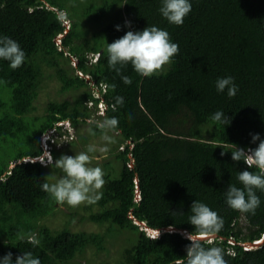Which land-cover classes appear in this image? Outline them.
<instances>
[{
    "label": "trees",
    "instance_id": "1",
    "mask_svg": "<svg viewBox=\"0 0 264 264\" xmlns=\"http://www.w3.org/2000/svg\"><path fill=\"white\" fill-rule=\"evenodd\" d=\"M190 3L191 12L176 26L160 14L162 0H74L72 11L59 0H0V36L17 41L25 52V62L15 70L0 60V258L11 252L15 264L17 256L31 252L41 264H111L80 260L88 248L104 250L106 234L71 229L77 215L70 214L59 229L44 222L58 209L41 189L52 183L47 168H56L61 155L80 153L78 145L75 151L58 150L59 141L50 140L52 163L30 159L43 156L42 133L57 121H70L82 142L89 136L80 124L88 122L94 136L103 134L99 121H88L100 101L88 75L97 85L106 84V117L118 120L110 131L122 136L118 146L134 142L118 152L119 172L103 176L100 199L82 207L83 217L109 225L114 237L125 235L114 264H175L186 257L190 241L185 232L167 230L154 240L135 219L154 229L172 226L191 233L189 216L196 200L223 219L211 242L201 241L204 247L221 248L226 264H264V241L244 246L264 236V192L256 191L261 203L254 215L231 209L225 197L229 184L242 187L239 171L257 170L233 161V149L224 147L254 149L259 141L252 143L250 134L264 140V0ZM148 26L166 30L179 54L157 76L141 77L131 65L117 75L107 63V43ZM45 76L55 77L62 92L78 93L50 101L43 115L33 117ZM121 76L131 77L132 83L126 85ZM228 76L238 87L233 98L227 89L216 90L217 79ZM88 101L95 103L94 110ZM218 110L231 119L229 125L211 119Z\"/></svg>",
    "mask_w": 264,
    "mask_h": 264
},
{
    "label": "clouds",
    "instance_id": "2",
    "mask_svg": "<svg viewBox=\"0 0 264 264\" xmlns=\"http://www.w3.org/2000/svg\"><path fill=\"white\" fill-rule=\"evenodd\" d=\"M49 6L56 9L51 5ZM191 8L190 0H162V6L159 8V12L169 24L181 26L183 25L185 17L191 12ZM65 24L67 27H70L69 20H66ZM125 25L131 27V22L126 21ZM116 28L120 30L119 25ZM106 51L108 66L117 75H121V70L131 65L132 69L139 76L152 77L159 75L166 65L171 64L172 59L179 54V45L171 41L170 35L166 30L158 28L157 26H148L142 31H127L125 35L116 39L114 42L107 43ZM95 57L96 60L98 54H95ZM0 60L9 62V67L15 70L25 62V52L21 49L17 41L8 36H0ZM87 77L90 78L88 75ZM121 79L126 85L132 83V79L129 76H121ZM103 84H98V86H102ZM103 88H106V85ZM225 89H227V96L229 98L235 97L238 87L235 85L233 77L228 76L217 79V92L223 93ZM117 103L122 104L123 98L117 97ZM98 104L97 112L99 110L101 114L99 117L103 116L104 119L97 122L96 126L103 133L102 138L109 140L110 138L107 133L114 131L118 127V120L114 117H106L108 103L104 97L101 98ZM211 119L225 126L231 123V119L220 110L212 114ZM66 121L59 122L60 125H64L60 131L62 135L60 136L59 131L56 134V139L59 141L57 143L59 144L66 141L73 134V125L70 121L67 123ZM250 135L252 136V143L259 141L258 146L254 149L240 148L231 143L224 145V147L233 149L231 150L233 161H243L248 169L255 168L257 170L256 172L249 170L239 171L237 181L242 187L229 184L225 192V197L226 204L231 209L254 215L255 210L261 203L256 191L264 192V140L260 138L258 133ZM46 136L47 138L51 137L49 134ZM50 140L57 141L53 137ZM128 144L131 148L134 146V142L130 139H128ZM216 147L222 146L216 145ZM100 150L107 151L106 148ZM94 151H96L95 147L89 146L86 152H80L74 156L61 155L59 159L55 160L54 164L56 168L61 170L63 176L56 183H43L41 186L42 191L48 193L50 198L57 204H67L73 208L85 203H96L100 199L99 193L105 181L103 179V170L100 167L89 166L92 161L89 153ZM224 154V152H221V155ZM40 161L44 163V160ZM49 163H52L51 159H49ZM136 194L139 196V190H137ZM191 213L189 223L194 227V231L184 233L190 241V244L186 246V257L178 258L175 264H226L221 248H206L201 242L205 238L211 242L212 238L221 231L223 219L209 206L197 200L191 205ZM142 228L146 230L145 227ZM146 231L154 240L158 239L160 234L164 232H160L159 230L152 232L148 229ZM259 241L263 242L264 236ZM33 242L35 243V241ZM0 264H13L12 253L9 252L0 258ZM15 264H41V262L31 252H24L22 255L16 257Z\"/></svg>",
    "mask_w": 264,
    "mask_h": 264
},
{
    "label": "rangeland",
    "instance_id": "3",
    "mask_svg": "<svg viewBox=\"0 0 264 264\" xmlns=\"http://www.w3.org/2000/svg\"><path fill=\"white\" fill-rule=\"evenodd\" d=\"M64 2L65 7L68 8L70 11L73 9L74 0H59ZM65 12V11H64ZM65 13H61V15H64ZM68 16V15H67ZM70 19V18H69ZM69 28V27H67ZM57 41H60V38H58ZM92 56V55H91ZM94 57V58H93ZM92 57V61L95 60V56ZM73 62L74 65H76L77 59L75 56H73ZM90 81V88L93 92V94L100 98L104 97V94L106 93V88H103L106 84H103L102 86H98L94 81H91V78H88ZM78 91H68V92H62L61 91V85L60 82L55 78H47L45 76L43 83L41 85V88L39 90V95L37 99L35 100V110L30 114V116L36 117L41 116L46 112L47 104L52 101H63L64 99H71L73 94H77ZM88 109L94 110L95 103L87 102ZM99 107V104H98ZM100 109V108H99ZM100 111L98 112L95 110L94 114L91 116V118L88 121H102L104 117H99ZM60 121L56 122L57 127H64V125L59 124ZM68 120L66 121V123ZM72 124V123H71ZM80 128L82 131L86 132L85 135L88 134L89 138L85 141V152L89 148V146H94L96 151L89 153V155L92 157L91 164L89 166L91 167H100L103 170L104 175L111 170H115L119 172V163L117 158L118 152L122 149L126 148V143H128V140H125L124 142H121L120 146H118V140L122 137L119 134L113 132H108L107 135L109 136V140H104L102 138L103 134L94 136L90 131V125L89 123L80 124ZM85 129V130H84ZM53 132V131H52ZM44 135L41 136L40 144L43 145V148H46V151L49 152V140L51 137L45 136L48 133H42ZM60 136L62 135V132L59 133ZM44 137V138H43ZM53 139H56V135L52 134ZM77 139V135L75 136ZM78 150L84 149L82 145L77 146ZM106 148L107 151H101L100 149ZM72 151V149H71ZM44 152V149H43ZM45 155H48L45 153ZM116 159V162L114 160ZM16 163L13 162L12 165ZM116 163V164H114ZM115 166V167H114ZM50 176L52 177V183H56L62 176L63 173L58 168H47ZM86 204V203H85ZM85 204H81L78 207H69L67 204L60 205L56 203V206L58 207L57 210H55L54 216H48L44 222L50 226L51 228L59 229L62 228L68 221L70 220V214L77 215L75 220H72L71 223H69L71 229L75 231L79 230H86V231H97L102 232L106 234V248L104 250H98L96 248H88L84 252L85 257H81L80 260L83 262L85 259L91 261V262H100V261H108L111 264H114V262L120 257V253L122 248L126 245L125 241V235H120L118 237H114V232H109V225L106 224H98L91 220H88L86 217L87 212L83 210L85 208ZM83 207V208H82ZM62 209V210H61ZM72 210V212H71ZM53 212V213H54ZM259 241V240H258ZM257 241H247L244 245L245 248H254L257 244ZM258 244L257 246H259ZM76 262V261H74Z\"/></svg>",
    "mask_w": 264,
    "mask_h": 264
},
{
    "label": "crops",
    "instance_id": "4",
    "mask_svg": "<svg viewBox=\"0 0 264 264\" xmlns=\"http://www.w3.org/2000/svg\"><path fill=\"white\" fill-rule=\"evenodd\" d=\"M85 130V129H84ZM51 131H53L52 133H51ZM57 132H58V127L56 126V127H54V128H52V129H50L47 133L52 137V134H57ZM46 134V133H45ZM83 134H86V132H84ZM44 135V134H43ZM47 135V134H46ZM45 135V136H46ZM77 134H76V129L74 128V126H73V134H72V136L71 137H68V139L66 140V141H64L63 143H57V149L58 150H60V149H63L64 147H66L65 149L66 150H74L75 151V144H77V145H82V147L84 148V149H81V150H78L79 152H85L84 150H85V142L83 141L82 142V140L80 139V135L79 136H77V139H76V136ZM73 141H76V142H74V144H72L71 145V143L73 142ZM52 150H51V145H50V148H49V152L48 151H46V149H44V154H43V156L40 158H30L32 161L34 160V159H36V160H44V163L43 164H48L49 163V159H51V161H53V155H52V152H51ZM45 153L46 154H48V155H45Z\"/></svg>",
    "mask_w": 264,
    "mask_h": 264
},
{
    "label": "water",
    "instance_id": "5",
    "mask_svg": "<svg viewBox=\"0 0 264 264\" xmlns=\"http://www.w3.org/2000/svg\"><path fill=\"white\" fill-rule=\"evenodd\" d=\"M15 164V163H14ZM135 222H136V224H138V225H140L141 227H145L146 228V230L148 229V230H150V231H152V232H155V231H157V230H159L160 232L161 231H167V230H170V231H179V232H182V233H184V232H186V233H188L186 230H181V229H179V228H177V227H171V229H170V227H166V228H164V229H154V228H150L145 222H141V221H139V220H135ZM150 228V229H149ZM205 239H207V238H205ZM262 243V241H257L256 242V244L258 245V244H261ZM256 245V246H257ZM245 246V245H244Z\"/></svg>",
    "mask_w": 264,
    "mask_h": 264
},
{
    "label": "built area",
    "instance_id": "6",
    "mask_svg": "<svg viewBox=\"0 0 264 264\" xmlns=\"http://www.w3.org/2000/svg\"><path fill=\"white\" fill-rule=\"evenodd\" d=\"M67 23V22H66ZM105 87V86H104ZM50 146V145H49ZM44 149H46V148H44ZM37 158V157H36Z\"/></svg>",
    "mask_w": 264,
    "mask_h": 264
},
{
    "label": "bare ground",
    "instance_id": "7",
    "mask_svg": "<svg viewBox=\"0 0 264 264\" xmlns=\"http://www.w3.org/2000/svg\"><path fill=\"white\" fill-rule=\"evenodd\" d=\"M143 223V222H142ZM150 229V228H149Z\"/></svg>",
    "mask_w": 264,
    "mask_h": 264
}]
</instances>
